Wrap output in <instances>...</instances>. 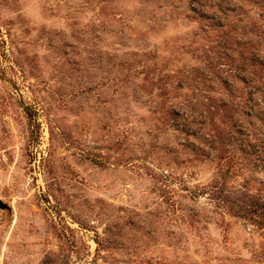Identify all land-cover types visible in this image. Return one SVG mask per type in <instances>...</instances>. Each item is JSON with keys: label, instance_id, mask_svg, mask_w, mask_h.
<instances>
[{"label": "rangeland", "instance_id": "374dc122", "mask_svg": "<svg viewBox=\"0 0 264 264\" xmlns=\"http://www.w3.org/2000/svg\"><path fill=\"white\" fill-rule=\"evenodd\" d=\"M0 264H264V0H0Z\"/></svg>", "mask_w": 264, "mask_h": 264}, {"label": "water", "instance_id": "95a60500", "mask_svg": "<svg viewBox=\"0 0 264 264\" xmlns=\"http://www.w3.org/2000/svg\"><path fill=\"white\" fill-rule=\"evenodd\" d=\"M0 208L1 209H4L5 208V205L3 203L0 202Z\"/></svg>", "mask_w": 264, "mask_h": 264}]
</instances>
